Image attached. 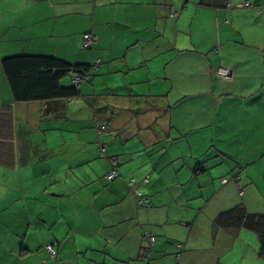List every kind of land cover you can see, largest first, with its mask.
<instances>
[{"label": "crops", "instance_id": "crops-1", "mask_svg": "<svg viewBox=\"0 0 264 264\" xmlns=\"http://www.w3.org/2000/svg\"><path fill=\"white\" fill-rule=\"evenodd\" d=\"M17 56L95 67L17 104ZM238 207L264 216V0L0 1V264H264Z\"/></svg>", "mask_w": 264, "mask_h": 264}, {"label": "trees", "instance_id": "trees-1", "mask_svg": "<svg viewBox=\"0 0 264 264\" xmlns=\"http://www.w3.org/2000/svg\"><path fill=\"white\" fill-rule=\"evenodd\" d=\"M87 36L96 39L89 47L84 46ZM97 40L93 34L84 35L83 49H92ZM94 67L83 64L74 65L54 57L44 56H17L3 61V69L14 102L17 104L78 99L81 97L80 84L92 75ZM77 80L79 82H76ZM10 115L6 109L3 120L9 119ZM233 212H236L238 216L233 217L237 221L231 224L244 226L256 233L260 240V252L264 257V216L247 214L243 207H238L230 213Z\"/></svg>", "mask_w": 264, "mask_h": 264}, {"label": "built area", "instance_id": "built-area-1", "mask_svg": "<svg viewBox=\"0 0 264 264\" xmlns=\"http://www.w3.org/2000/svg\"><path fill=\"white\" fill-rule=\"evenodd\" d=\"M95 40H96L95 38H91V37L87 36L84 46L89 47L91 45V43L94 42ZM217 75L221 80L226 81V82H232L234 79V75H233L232 71L230 69L225 68V67L219 68L217 71ZM76 82H79V81L77 80ZM105 130H106V128H102V131H105ZM110 162H111V166L113 168V171L107 176V180L109 182H112L119 177V174L117 171L118 165H117L116 161L111 160ZM227 183H228V180L223 181V184H227ZM137 195L139 198L140 207L148 206V201H145L143 199V197H142L143 195L139 191H137ZM154 243H155V238L148 236L149 248L146 252V260L151 259L152 247H153ZM48 251L51 254L53 259L58 258L57 252L51 246L48 247Z\"/></svg>", "mask_w": 264, "mask_h": 264}, {"label": "rangeland", "instance_id": "rangeland-1", "mask_svg": "<svg viewBox=\"0 0 264 264\" xmlns=\"http://www.w3.org/2000/svg\"><path fill=\"white\" fill-rule=\"evenodd\" d=\"M69 81V80H68ZM52 257V256H51ZM53 259V258H52Z\"/></svg>", "mask_w": 264, "mask_h": 264}]
</instances>
